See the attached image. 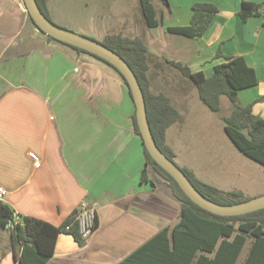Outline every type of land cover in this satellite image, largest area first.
<instances>
[{
    "label": "crops",
    "instance_id": "crops-1",
    "mask_svg": "<svg viewBox=\"0 0 264 264\" xmlns=\"http://www.w3.org/2000/svg\"><path fill=\"white\" fill-rule=\"evenodd\" d=\"M167 1L169 6L161 4L159 10L162 23L166 14L175 23L166 27L187 25L196 2H211L218 12L199 39L162 29L160 36H145L144 41L152 37L159 43L160 57L186 64L192 71L202 69L196 64L201 58L215 65L224 61V56L242 55L258 82L240 90L238 101L251 103L252 112L264 118V16L243 20L238 15L242 1L264 0ZM182 18L186 20L181 22ZM163 38L165 42L161 43ZM235 41L241 48L230 52L226 46ZM45 50L40 47L17 52L7 59L8 86L0 92V187L4 190L0 199L14 209L16 220L18 215H27L55 226L85 203L96 214L95 230L82 245L70 234H59L46 264H118L158 230L173 226L178 220L179 203L165 192L160 194L155 181H151L143 143L134 131V103L121 79L105 68L101 70L103 65L98 61L88 65L80 58L86 55L75 52L77 63H73L59 48ZM54 55L63 56L66 66L60 69L57 80L47 74L43 78L38 61L42 58V64H49ZM28 57L33 79L24 84L17 77L16 64ZM47 69L48 65L43 66L49 73ZM206 73L211 75L209 69ZM120 102L127 107L124 120L119 117L121 122L114 118ZM82 106H87L89 113L81 110ZM178 109L184 118L175 132L194 114L190 102ZM171 128L166 130V143L176 156V142L172 143L169 136ZM144 167L148 180L141 179ZM0 264H17L8 229L0 230Z\"/></svg>",
    "mask_w": 264,
    "mask_h": 264
},
{
    "label": "trees",
    "instance_id": "trees-1",
    "mask_svg": "<svg viewBox=\"0 0 264 264\" xmlns=\"http://www.w3.org/2000/svg\"><path fill=\"white\" fill-rule=\"evenodd\" d=\"M158 1L165 7L169 6L167 0ZM36 2L41 11L53 21L50 0ZM138 3L146 26L162 24V16L152 0H138ZM191 9L192 15L187 25L168 26L166 31L188 38L203 35L217 14L218 7L211 2H196ZM26 15L36 27L29 15ZM238 15L243 20L264 16V3L242 1ZM48 38L54 39L51 36ZM99 41L117 52L133 70L143 91L153 138L159 149L174 161V151L166 143V130L175 122H182L184 116L166 94L155 93L150 89V53L147 44L141 37L128 36L121 31L107 32ZM67 45L114 68L131 97L123 75L113 65L81 48ZM166 61L194 84L199 99L210 111L219 112L221 96L228 98L229 112L221 116L225 134L241 153L264 166V118L252 112L251 103L243 105L238 101L240 90L255 86L258 82L254 69L246 63L245 58L242 55L224 56V61L213 65L209 76L203 70L192 71L188 65L178 61ZM133 124L135 133L142 141L135 114ZM143 154L150 170L169 182L170 196L179 203L178 220L173 226L158 230L118 264H236L247 241L249 246L241 264H264V208L233 216L206 211L184 194L169 173L151 158L144 145ZM180 169L202 195L214 202L230 204L248 199L241 190L223 191L199 179L190 168ZM147 172L144 167L141 171L142 180H148ZM78 212L79 209H74L58 226L27 215H18L16 220L14 209L0 199V230H9L13 260L17 264H46L54 253L57 237L61 233L70 234L76 243L82 245L86 238L79 231L76 219ZM96 226L95 214L92 231Z\"/></svg>",
    "mask_w": 264,
    "mask_h": 264
},
{
    "label": "rangeland",
    "instance_id": "rangeland-1",
    "mask_svg": "<svg viewBox=\"0 0 264 264\" xmlns=\"http://www.w3.org/2000/svg\"><path fill=\"white\" fill-rule=\"evenodd\" d=\"M152 2L159 11L161 3L158 0H152ZM50 5L54 22L97 40L103 39L110 31H121L125 35L141 37L144 40L145 36H160V32H163L162 29L166 31V25L175 23V21H171L169 14H166L161 25L146 26L138 0H50ZM26 13L22 0H0V92L5 86H8L6 81H9L8 69L10 67L7 59L15 54L40 47L49 52L59 48V51L64 52L73 63H77L76 58H73L75 52L82 56L86 55L80 58L85 59L88 65L90 63L94 65L98 61L103 65L101 70L105 68L121 79L116 70L105 62L86 52L77 51L67 44L48 38L44 32L36 29ZM184 20L186 19L182 18L181 22ZM163 26L165 27L163 28ZM17 30L20 32L16 34ZM201 37L202 35L192 38V40ZM151 40L148 42L145 40L150 53V68L148 70L150 89L155 93L166 94L172 104L178 108H183L187 102L193 106L194 114L186 120L185 125L178 128L179 132H175L176 127L182 123L171 125L169 136L172 143L176 142L174 146L177 150L174 162L180 167L190 168L199 179L223 191L241 188L243 195L247 198L264 194V166L241 153L223 130L221 116L229 112L228 98L221 96L219 112L210 111L199 99L194 84L182 76L179 69L167 61L165 62L167 60L165 57L158 55L157 45L159 43H155L152 37ZM155 40H159V38L156 37ZM160 42H165L164 38L160 39ZM53 45L57 48L52 47ZM226 47L228 50L230 49V52H236L238 48H241V45L235 41L227 44ZM62 57L54 55L49 64H42L41 58L38 61L42 66L39 74L43 78H45V74L52 79L58 78L61 73L60 69L63 70L66 66L65 62H67ZM29 58H21L22 60L19 59V63L16 64L19 69L17 77L23 80L24 84H30V80L33 79L32 64L28 61ZM206 61L201 58L196 64H200L201 70L209 76L210 74L206 73V70L209 69L212 73L213 65L209 60L206 59ZM46 65H48L49 73L43 70V66ZM6 68L8 69L6 70ZM33 75L36 74L33 73ZM35 81L37 82V80ZM121 82L126 87L122 79ZM60 85L57 88H60ZM74 106L77 108V105ZM119 106L118 117L114 116V118L122 117L124 120L127 107L122 102ZM80 109L88 112L87 106H82ZM95 115L97 118L96 113ZM119 121L121 122L120 119ZM151 171L152 181H155L158 186L159 193L165 192L170 195L169 182L154 170ZM248 246L249 242L247 241L236 264L242 263Z\"/></svg>",
    "mask_w": 264,
    "mask_h": 264
},
{
    "label": "water",
    "instance_id": "water-1",
    "mask_svg": "<svg viewBox=\"0 0 264 264\" xmlns=\"http://www.w3.org/2000/svg\"><path fill=\"white\" fill-rule=\"evenodd\" d=\"M25 10L37 29L54 39L81 48L113 65L124 77L135 107V119L142 143L151 158L176 181L184 194L202 209L222 216L241 215L264 208V194L240 202L221 204L202 195L180 167L157 146L147 119L143 91L129 64L114 50L86 34L63 27L50 20L39 8L36 0H22Z\"/></svg>",
    "mask_w": 264,
    "mask_h": 264
},
{
    "label": "built area",
    "instance_id": "built-area-1",
    "mask_svg": "<svg viewBox=\"0 0 264 264\" xmlns=\"http://www.w3.org/2000/svg\"><path fill=\"white\" fill-rule=\"evenodd\" d=\"M28 154L35 161L38 160L37 156L34 153L29 152ZM3 193H4V190L2 187H0V198L3 195ZM78 209H79V212H78L76 219L78 221L79 231L82 234V236L86 238L91 233L94 227L95 212L92 208H88L85 203L80 204Z\"/></svg>",
    "mask_w": 264,
    "mask_h": 264
}]
</instances>
